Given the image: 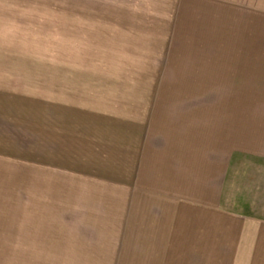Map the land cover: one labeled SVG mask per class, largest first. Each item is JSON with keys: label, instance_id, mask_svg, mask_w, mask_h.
Returning a JSON list of instances; mask_svg holds the SVG:
<instances>
[{"label": "rangeland", "instance_id": "rangeland-1", "mask_svg": "<svg viewBox=\"0 0 264 264\" xmlns=\"http://www.w3.org/2000/svg\"><path fill=\"white\" fill-rule=\"evenodd\" d=\"M38 9L25 27L0 17V264H264L263 233L229 217L263 219L264 182L225 172L209 195L165 157L257 119L264 0Z\"/></svg>", "mask_w": 264, "mask_h": 264}, {"label": "crops", "instance_id": "crops-1", "mask_svg": "<svg viewBox=\"0 0 264 264\" xmlns=\"http://www.w3.org/2000/svg\"><path fill=\"white\" fill-rule=\"evenodd\" d=\"M43 4L44 0H0V17L8 20L9 26L25 27L29 24L27 23L28 11H31L30 15H33L34 12L38 13V15L34 14L30 18L37 20L44 17L43 19H45V15L39 13L41 9H38ZM256 84L258 88L254 89L253 95L256 101L259 102V105H257L259 106L257 119L251 118L254 120V123L246 125L243 134H237L236 132L232 135L229 133L227 146L221 148L223 149L222 154L217 156V153L221 149L211 147L205 148L208 150L204 154L202 153L203 155L195 152L192 158H189V151L183 146L181 147V144V148L179 147L180 155L176 156V163L177 159L179 160V166L177 167V164L173 163L175 158L172 159L176 154H173V148L167 145L165 157H167L169 162L171 173L174 165L177 170L180 168L181 175L179 182H185L184 179H187L188 176L190 185L201 186V188L209 187L211 189L210 194L207 192L206 195H211L213 190L215 196L222 195L218 191L224 185L225 172H227L229 188L231 182H244L245 191H247L248 185L251 188L253 186L256 188V185H262V182H264V72L260 73ZM247 121L249 122V120L245 119V122ZM176 124L175 122L174 125ZM240 161H243L244 165L242 180L239 177H234V171L237 169L236 166ZM205 164H207L206 169ZM184 175L186 178H184ZM255 188L251 189V195L253 196L256 195ZM201 193H203V190ZM260 193L263 195L264 191L261 189ZM212 201L215 202L214 200ZM230 215V219H233L236 225L234 228L243 229L242 232L236 230L238 233L247 236L248 234L252 235L253 230H256L254 231L255 233H263L264 235V218L262 219L253 214H244L240 211L230 213Z\"/></svg>", "mask_w": 264, "mask_h": 264}]
</instances>
